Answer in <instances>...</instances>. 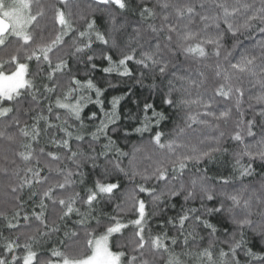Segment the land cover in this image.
I'll return each mask as SVG.
<instances>
[{
  "label": "snow or ice",
  "instance_id": "1",
  "mask_svg": "<svg viewBox=\"0 0 264 264\" xmlns=\"http://www.w3.org/2000/svg\"><path fill=\"white\" fill-rule=\"evenodd\" d=\"M0 264H264V0H0Z\"/></svg>",
  "mask_w": 264,
  "mask_h": 264
},
{
  "label": "trees",
  "instance_id": "2",
  "mask_svg": "<svg viewBox=\"0 0 264 264\" xmlns=\"http://www.w3.org/2000/svg\"><path fill=\"white\" fill-rule=\"evenodd\" d=\"M157 103H159V101L157 100Z\"/></svg>",
  "mask_w": 264,
  "mask_h": 264
}]
</instances>
